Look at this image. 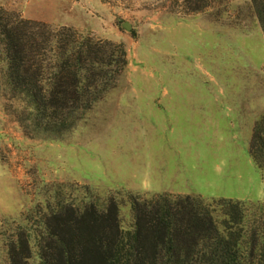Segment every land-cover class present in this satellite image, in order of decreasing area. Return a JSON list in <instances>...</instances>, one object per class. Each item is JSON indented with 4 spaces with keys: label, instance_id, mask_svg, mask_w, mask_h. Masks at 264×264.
Here are the masks:
<instances>
[{
    "label": "rangeland",
    "instance_id": "1",
    "mask_svg": "<svg viewBox=\"0 0 264 264\" xmlns=\"http://www.w3.org/2000/svg\"><path fill=\"white\" fill-rule=\"evenodd\" d=\"M206 2L189 11L181 0H0L23 17L119 41L126 55L113 86L70 129L48 137L23 133L15 119L0 43V264L17 226L27 233L29 264H38L37 219L55 200L101 206L111 194L126 232L130 192L262 198L263 175L247 146L264 113V37L250 0ZM165 90L193 95L198 107ZM170 137L191 158L165 177L144 178L135 161L163 154L160 142Z\"/></svg>",
    "mask_w": 264,
    "mask_h": 264
},
{
    "label": "trees",
    "instance_id": "2",
    "mask_svg": "<svg viewBox=\"0 0 264 264\" xmlns=\"http://www.w3.org/2000/svg\"><path fill=\"white\" fill-rule=\"evenodd\" d=\"M200 10L207 0H181ZM264 37V0H250ZM4 81L16 101L23 133L58 137L70 129L126 64L123 44L70 25H51L0 6ZM247 150L261 169L264 188V113L251 128ZM132 223L123 232L118 203L108 195L55 200L41 211L38 264H264V191L260 200L190 193H128ZM25 229L6 241L7 264H29Z\"/></svg>",
    "mask_w": 264,
    "mask_h": 264
},
{
    "label": "crops",
    "instance_id": "3",
    "mask_svg": "<svg viewBox=\"0 0 264 264\" xmlns=\"http://www.w3.org/2000/svg\"><path fill=\"white\" fill-rule=\"evenodd\" d=\"M162 93H164L166 97H174V100H176V102H178L177 100H179V99L181 101L183 98H190L191 99V100H189L190 109L194 110L195 107H198V106L194 105V99H192L194 96L188 94L187 92H179V91L169 92V91L165 90ZM174 100H171L170 102H175ZM166 107H169V110L173 108L172 105H167ZM169 114L170 115L165 117V120L172 122L173 120L171 121V119L173 117H171L172 116L171 112ZM160 143H161L160 145L163 146V150L160 149V151H163V154L159 155L158 157H152L148 160L145 158V155H144L143 158H138L135 161V164L137 166L136 169L137 170H138V168L142 169L144 178H147V176L152 177L153 175H156V177H159V178L165 177L166 176L164 173L165 170H170V169L176 170L179 168L182 169V168H184V164H182V165H179V164L182 162L185 163L187 160H189L191 158V156H187L186 154L183 153V151L187 150L186 148H184L182 151V149L179 147L180 144L187 145L182 140L180 141V138L170 137V138H166V140H161ZM172 145L174 146V149L171 148V150H170V146H172ZM179 153L180 154L182 153L183 155H185L189 158H186L183 155L180 158L178 156ZM136 166L134 165V167H136ZM148 170L151 172V174H149V175L147 174ZM157 190H159V189H157ZM159 191H161V190H159ZM173 191H179V190H173Z\"/></svg>",
    "mask_w": 264,
    "mask_h": 264
},
{
    "label": "water",
    "instance_id": "4",
    "mask_svg": "<svg viewBox=\"0 0 264 264\" xmlns=\"http://www.w3.org/2000/svg\"><path fill=\"white\" fill-rule=\"evenodd\" d=\"M122 25L125 26V27H128L129 26L128 22H126V21H123L122 22Z\"/></svg>",
    "mask_w": 264,
    "mask_h": 264
}]
</instances>
